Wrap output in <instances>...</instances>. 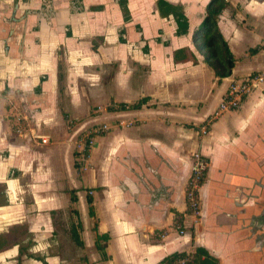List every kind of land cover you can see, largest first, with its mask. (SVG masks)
Segmentation results:
<instances>
[{"label": "crops", "instance_id": "1", "mask_svg": "<svg viewBox=\"0 0 264 264\" xmlns=\"http://www.w3.org/2000/svg\"><path fill=\"white\" fill-rule=\"evenodd\" d=\"M210 4L0 0V236L22 227L0 264H161L196 249L264 264V83L206 123L232 80L264 72V0L212 15L234 59L223 77L197 45ZM95 124L107 130L79 167L75 136ZM193 153L208 161L197 216Z\"/></svg>", "mask_w": 264, "mask_h": 264}, {"label": "built area", "instance_id": "2", "mask_svg": "<svg viewBox=\"0 0 264 264\" xmlns=\"http://www.w3.org/2000/svg\"><path fill=\"white\" fill-rule=\"evenodd\" d=\"M264 83V72H255L243 77L232 80L226 91L223 93L214 112L206 120L209 123L212 118L225 111L236 110L239 108L242 100L252 91L261 89ZM107 130L105 124H95L79 131L73 142V150L76 153L75 162L79 167H83L92 149L95 136ZM40 141L45 143L46 140L41 138ZM208 161L198 153L191 155L190 172L184 190V198L187 211L191 215L199 214V190L201 181L207 171Z\"/></svg>", "mask_w": 264, "mask_h": 264}, {"label": "trees", "instance_id": "3", "mask_svg": "<svg viewBox=\"0 0 264 264\" xmlns=\"http://www.w3.org/2000/svg\"><path fill=\"white\" fill-rule=\"evenodd\" d=\"M222 6L223 5L221 4V0H211V4L207 8L206 19L205 23L202 26V31L199 34L200 36L196 38L198 40L197 45L206 49V52L204 54L205 60L210 61L209 65L211 66L213 74L217 77L229 75L234 61L227 46L223 42H220V44L218 45L220 37L218 32L213 30V24L211 21L212 15L219 12ZM171 10L175 15L179 31H184V19L178 12L173 11V9ZM255 50L256 48H252L249 50V52H253ZM137 106L138 104L133 105V107ZM19 229L21 230L22 227H20ZM20 230L14 227L12 228L9 235H1L0 249L6 245H13L15 243L13 233H16ZM20 249L21 247L19 245V255L17 257V260L20 259ZM180 260L182 261V264H217L215 259L209 257L207 253L202 249H196L195 254L192 257H188L187 255L178 252L171 253L161 261V264H180Z\"/></svg>", "mask_w": 264, "mask_h": 264}, {"label": "water", "instance_id": "4", "mask_svg": "<svg viewBox=\"0 0 264 264\" xmlns=\"http://www.w3.org/2000/svg\"><path fill=\"white\" fill-rule=\"evenodd\" d=\"M256 228H258V230H261L263 232V237H264V209L261 212V216L259 218V222L257 223Z\"/></svg>", "mask_w": 264, "mask_h": 264}]
</instances>
